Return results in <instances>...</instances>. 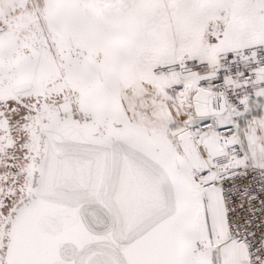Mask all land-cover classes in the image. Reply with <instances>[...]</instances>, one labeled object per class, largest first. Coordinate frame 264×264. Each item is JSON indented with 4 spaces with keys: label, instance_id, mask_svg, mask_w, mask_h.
I'll return each instance as SVG.
<instances>
[{
    "label": "snow or ice",
    "instance_id": "6c2138e0",
    "mask_svg": "<svg viewBox=\"0 0 264 264\" xmlns=\"http://www.w3.org/2000/svg\"><path fill=\"white\" fill-rule=\"evenodd\" d=\"M0 264H264V0H0Z\"/></svg>",
    "mask_w": 264,
    "mask_h": 264
}]
</instances>
